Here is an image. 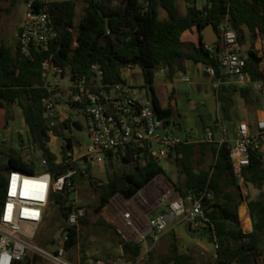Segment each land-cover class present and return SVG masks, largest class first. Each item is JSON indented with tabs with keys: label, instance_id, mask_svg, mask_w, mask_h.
Segmentation results:
<instances>
[{
	"label": "trees",
	"instance_id": "trees-1",
	"mask_svg": "<svg viewBox=\"0 0 264 264\" xmlns=\"http://www.w3.org/2000/svg\"><path fill=\"white\" fill-rule=\"evenodd\" d=\"M3 1L6 0H0V3ZM11 1L23 3L24 0ZM115 1L84 0V15L77 24L74 2L49 3L59 40L51 45L48 54H35L23 59L19 56L17 45L14 53L0 46V111L12 105L21 109L30 145L41 151L53 180L70 168L56 164V157L48 148L50 135L53 133L59 139L64 138V130L69 128V122L47 124L43 99L49 95V91L43 87L41 63L50 54L53 64L65 69L74 79L82 76L91 79L90 68L99 66L106 87L124 83L121 70L128 65L135 66L143 79L141 88L150 97L155 115L164 125L176 117V109L174 105L162 108L153 88L156 72L164 70L169 77H173L176 73L184 72L187 62H192L212 66L216 75L221 74L216 55L211 56L201 43V31L205 26L212 25L219 34L220 25L227 19L238 43L243 47L249 44L245 71L251 81L260 82L264 78V68L256 62L264 60V0H208L201 8L193 0H185L184 14L180 13L177 0H145L143 6L140 0H121L120 6L114 7ZM160 9L165 12L166 19H160ZM194 31L200 34L199 42L185 41V37ZM229 89L239 92L242 97L249 94V87L239 88L223 78L217 100L222 104L224 114L227 113ZM67 142L71 147L69 139ZM173 154L178 174L173 187L177 194L185 199L189 195L196 196L200 191L205 192L202 209L213 227L217 243L212 264H257V257L264 246V203L260 200L247 203L252 231L243 233L238 210L246 198L233 172L229 145H180ZM206 157L212 158V164L208 168H199ZM120 163L126 167L125 171L113 173L105 184L94 187L98 195L97 214L115 196L128 201L155 177L164 175L159 161L148 154H145L141 164L133 160L131 153ZM10 171L30 175L36 173L35 167L26 162L20 152L10 149L7 163L0 165V204L4 200ZM243 179L245 186L261 190L264 187V167L251 158L249 167L243 172ZM69 195L70 191L66 189L53 194L51 199V205L57 206L63 222L61 233L67 237L64 245L66 251L75 248L79 238L78 227L69 226L66 222L71 211ZM80 224L84 225L86 221L83 219ZM202 232L212 240L211 228H204ZM142 248L140 243L122 242L123 252L134 258L141 254ZM169 250L170 260L174 264H188L191 261V256L178 253L174 234ZM14 264L26 263L16 261Z\"/></svg>",
	"mask_w": 264,
	"mask_h": 264
},
{
	"label": "built area",
	"instance_id": "built-area-1",
	"mask_svg": "<svg viewBox=\"0 0 264 264\" xmlns=\"http://www.w3.org/2000/svg\"><path fill=\"white\" fill-rule=\"evenodd\" d=\"M207 2L208 0H204L203 6ZM22 6L23 15L17 34L20 58L50 53L51 45L59 40V32L50 15L48 1L24 0ZM108 34L106 30V35ZM218 36V45H204V49L211 56L216 55L221 74L216 75L212 66L202 64L203 72L213 80L212 88L216 96L223 85V78L239 88L249 87L253 83L245 71L244 47L238 43L227 19L220 25ZM137 69L128 65L121 70V75ZM90 73L91 79L85 76L74 79L65 69L53 64L51 54L41 63L43 87L49 91V95L43 99L46 118L51 121V125L56 123L54 118H58V122H69L68 130H64L69 134L65 133V137L60 139L62 148L56 156V164L68 166L70 169L55 180L46 162L44 172L39 174L9 172L4 200L0 204V264H14L16 261H27V264H75L65 257V235L49 250L40 249L30 241L34 239L51 205V195L62 193L66 189L73 190L79 177L88 176L86 165L89 162H121L122 158L131 153L133 160L141 164L145 154L160 161L173 154L180 145L228 144L233 172L241 190L244 185L243 172L249 167L251 158L264 167V115L257 117L253 124L248 121L239 122L231 139L227 124L220 119L217 121L218 138L212 132H207L198 139L190 136L179 137L166 131V125L155 115L152 101L144 89L133 88L123 77L122 84L104 86L102 71L97 65L90 68ZM68 76L71 84L63 99L60 83ZM184 81L189 79L185 77ZM256 89L261 93L264 86L259 83ZM82 121L88 130V144L84 152L76 156L73 152L76 141L72 131H80ZM68 139L71 147L68 146ZM6 142V138L0 139L1 144ZM29 149L33 150L34 147L30 145ZM82 162L85 165L80 167ZM204 197L205 192L200 191L196 196L189 195L184 199L175 190H168L157 202V205H164L166 211L150 218L145 226L138 225L130 209L122 210L121 207L120 228L136 240V243L142 245L145 239H149L155 244L174 220L182 219L191 231L211 228L213 245L217 249L215 232L202 209ZM131 202L137 206L147 205L146 198L138 196H134ZM69 205L71 211L66 222L69 226L79 227L80 221L85 217L84 211L76 202ZM148 252V249L144 252L142 250L133 263L118 260L111 264H143ZM88 264L106 263L98 261Z\"/></svg>",
	"mask_w": 264,
	"mask_h": 264
},
{
	"label": "rangeland",
	"instance_id": "rangeland-1",
	"mask_svg": "<svg viewBox=\"0 0 264 264\" xmlns=\"http://www.w3.org/2000/svg\"><path fill=\"white\" fill-rule=\"evenodd\" d=\"M48 3H59L65 1H72L75 3V24L79 23L84 15V0H47ZM181 14L185 13L186 2L185 0H177ZM121 0H116L113 4L114 7L120 6ZM204 0L195 2L198 8L203 6ZM145 0H140V5L143 6ZM23 15L22 2L12 3L11 0H6L0 3V46L8 48L12 53L16 50L17 34L21 24ZM160 19H166L165 12L160 9ZM246 36L247 32L245 31ZM195 40V37H193ZM249 49V44L244 46L245 55ZM257 64L264 68V60H256ZM68 73V72H67ZM70 76L64 77L60 83L62 90V98L67 95V90L70 87ZM169 83L166 74L161 72L155 73L153 86L159 94L163 95L161 101L166 102V89L165 86ZM264 86V78L259 82ZM253 100L249 95L242 97L239 92H233L229 89L227 113L224 114L222 104H219L220 120L225 122L228 127V136L231 139L236 125L241 121L253 122L259 112H264V91L257 92L256 86ZM215 121H218L217 115H213ZM177 117V116H176ZM175 119H171L174 121ZM82 129L80 131H72L76 144L74 147V154L80 156L84 152L88 144V130L84 121H82ZM68 130V129H65ZM214 136L218 133L217 126L209 129ZM69 134L64 131V134ZM6 138L7 142L0 143V165L7 163V154L10 149H15L20 152L22 158L32 164L36 173H42L45 170V160L38 148L33 150L29 149L30 142L28 137V130L22 118L21 109L17 105L7 106L4 110L0 111V139ZM48 148L51 153L56 157L58 156L61 148L62 141L53 133L50 135ZM167 161H171V168H175L174 160L172 157L160 160V166L166 169ZM212 158L206 157L203 160L202 167L208 168L212 164ZM85 164H79L83 167ZM88 176L79 177L76 186L70 191L69 204L76 202L85 214L84 220L86 224H79V238L78 245L70 251H66V259L75 264H88L89 262H104L106 264L114 263L118 260L126 263L135 262L134 257L130 254H125L122 250V242L126 239L135 242L132 237L125 233L119 225V211L130 209L133 213H139L140 210L145 212L151 211L157 206L158 199L162 197L168 190H174L173 183L177 181L178 176L174 177V181L170 176L159 175L155 177L149 184L141 189L135 196L139 198H146L147 205L137 206L131 202L123 200L119 196L112 198L110 203L100 212L95 213L98 206V195L94 191V187L103 185L107 182L108 178L113 173H121L126 170L119 161L105 160L102 164L89 162ZM169 172V169H167ZM242 193L247 202H254L260 200L264 203V187L261 190H256L252 186L242 185ZM123 202V203H122ZM241 210V209H240ZM241 217V215H240ZM242 218V217H241ZM243 219V218H242ZM139 226L144 223L140 218L137 220ZM63 222L60 217L56 205H50L42 224L38 227L35 237L30 242L43 250H49L56 242L63 239L61 233V226ZM175 234L180 235L182 240L178 242V253L181 255L191 256V261L188 264H212L216 257V249H214L213 241L210 237L203 235L202 230L197 231V238L191 239L187 230V225L183 223L182 219L174 220L169 226V230L160 238V240L152 244L149 239H145L142 243V250H149L147 257L143 264H174L171 260V253L169 250L172 229ZM207 233V232H206ZM200 247L205 248L207 251L200 250ZM30 256V254H29ZM27 264V261H23ZM40 264H42L40 262Z\"/></svg>",
	"mask_w": 264,
	"mask_h": 264
},
{
	"label": "crops",
	"instance_id": "crops-1",
	"mask_svg": "<svg viewBox=\"0 0 264 264\" xmlns=\"http://www.w3.org/2000/svg\"><path fill=\"white\" fill-rule=\"evenodd\" d=\"M199 36L200 34L194 31L185 37V41L189 43H198ZM193 37H195V40H193ZM161 73L166 74L169 81V83L165 86L166 102L163 103L161 101L163 95L161 93L159 94L153 86L154 92L162 108H167L170 105L175 106L177 116L174 118V121H171L165 126L166 131L175 136H190L195 139L201 138L207 132H211L209 129L217 126V122L215 121V117L213 115L215 114L218 119L220 118L219 103L215 91L212 88L213 80L203 72V65L201 63L194 64L192 62H187L185 64L184 72L176 73L173 77H169L167 75V71H163ZM122 77L133 88H141L143 86V79L139 69L132 73H123ZM185 77H187L189 81L185 82ZM229 83L231 82L229 81ZM257 84H259V82H253L249 85L248 95L249 98H252V100L255 92L253 86H257ZM262 115H264V112H259L257 113L256 118L261 117ZM254 121L248 122L253 124ZM215 138H218V133ZM169 157H172L174 160V154L168 156V158ZM199 168H202V165L199 166ZM162 169L164 171V176H170L172 181H174V177L178 176L176 168H171V161H167L166 169ZM167 169H169V172ZM247 203V200H244L238 210L240 227L245 234H249L252 231V223ZM242 207H245L247 212V217L243 219L240 217V209ZM140 211L141 212L139 213H133V215L137 220L140 218V220L144 223L143 226H145L150 218L158 215L159 213H164L166 209L164 205H157L151 211ZM170 229H172V234H174L177 238V242L182 240L180 235L175 234L173 228L170 227ZM168 230L169 228L167 231ZM190 235H193L191 239L195 240L197 238V233H191ZM190 235L189 237H191ZM200 250L207 251L203 247H200ZM257 264H264V246H262L261 254L257 257Z\"/></svg>",
	"mask_w": 264,
	"mask_h": 264
},
{
	"label": "water",
	"instance_id": "water-1",
	"mask_svg": "<svg viewBox=\"0 0 264 264\" xmlns=\"http://www.w3.org/2000/svg\"><path fill=\"white\" fill-rule=\"evenodd\" d=\"M201 35H202L201 43L203 45L213 46V45H218L220 43L219 36L215 32L212 25L205 26L201 31ZM44 113H46L45 110H44ZM53 121L58 122V118H54ZM47 124L50 126L51 121L48 120ZM51 197H52V195H51ZM187 230H188L189 235L191 233H194V234L196 233L195 231H191L188 226H187ZM190 236L193 237V235H190Z\"/></svg>",
	"mask_w": 264,
	"mask_h": 264
},
{
	"label": "bare ground",
	"instance_id": "bare-ground-1",
	"mask_svg": "<svg viewBox=\"0 0 264 264\" xmlns=\"http://www.w3.org/2000/svg\"><path fill=\"white\" fill-rule=\"evenodd\" d=\"M240 215L242 218H246L247 217V212H246V208L242 207L240 210Z\"/></svg>",
	"mask_w": 264,
	"mask_h": 264
}]
</instances>
